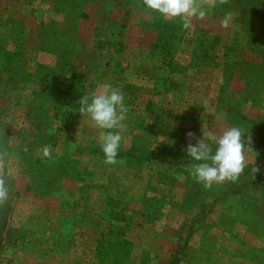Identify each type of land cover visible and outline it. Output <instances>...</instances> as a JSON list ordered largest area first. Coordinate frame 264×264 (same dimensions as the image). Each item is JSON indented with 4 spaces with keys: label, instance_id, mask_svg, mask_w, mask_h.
<instances>
[{
    "label": "rangeland",
    "instance_id": "rangeland-1",
    "mask_svg": "<svg viewBox=\"0 0 264 264\" xmlns=\"http://www.w3.org/2000/svg\"><path fill=\"white\" fill-rule=\"evenodd\" d=\"M26 2L30 43L17 22L14 45L0 37V179L9 193L0 203V264H107L109 249L97 253L96 242L117 225L128 227L130 264H264L263 233L242 223L224 230L220 217L235 213L232 199L218 203L177 253L206 189L190 174L186 147L221 127L215 104L228 103L241 128L259 134L256 142L261 136L264 0H196L206 15L187 29L143 0ZM221 66L242 96L227 90L219 102L210 98L216 77L208 70L206 83L205 70ZM106 85L127 107L115 164L105 162L102 130L79 112L83 95ZM243 101L252 120L234 112ZM253 145L263 161V145ZM46 181L52 187L42 193Z\"/></svg>",
    "mask_w": 264,
    "mask_h": 264
},
{
    "label": "clouds",
    "instance_id": "clouds-1",
    "mask_svg": "<svg viewBox=\"0 0 264 264\" xmlns=\"http://www.w3.org/2000/svg\"><path fill=\"white\" fill-rule=\"evenodd\" d=\"M143 6L163 17H171L183 21L185 29L190 27V19L206 13L196 3V0H143ZM106 91L83 95L79 102V112L87 115L94 125L102 130L99 140L107 164H115L122 140L118 129L127 116L124 95L111 85H106ZM238 126L223 129L219 134L203 133L202 138L186 147L187 157L195 163L191 168V176L211 188L214 183L225 181L236 182L245 167L246 142L250 137ZM193 137V133H188ZM43 155L48 156L47 147ZM8 189L0 179V202L7 200Z\"/></svg>",
    "mask_w": 264,
    "mask_h": 264
},
{
    "label": "trees",
    "instance_id": "trees-1",
    "mask_svg": "<svg viewBox=\"0 0 264 264\" xmlns=\"http://www.w3.org/2000/svg\"><path fill=\"white\" fill-rule=\"evenodd\" d=\"M260 135L264 133V125L260 124ZM123 154V153H122ZM154 157L159 155H154ZM151 155V156H152ZM128 156V153L124 152V158ZM259 157L254 163H250L245 165L243 173L239 176V179L236 182L225 181L222 184H213L211 188H206L205 196L203 199H200L198 204V211L191 216L185 230L183 236L181 237L179 243V252L180 256L187 247L189 240L197 233L202 232L204 227L206 226L207 219L211 214H213L214 209L218 203L229 201L228 199H232L235 202V213L227 214L222 212L220 221L223 226H227L228 229H225V232L230 231L232 229V225L237 223H242L244 226L255 233H263L264 234V208L261 207L264 203V187H263V177L260 176L259 167H258ZM171 169L177 171L179 169L180 164L176 163V161L172 162ZM184 164H192L185 163ZM44 174V173H43ZM67 174V173H66ZM68 176H72L67 174ZM162 175V174H160ZM38 176V173H37ZM58 173L55 172L54 176H51L50 181L57 182ZM55 182V183H56ZM167 183V181H165ZM49 181H46L43 185L45 186V190H42V193H45ZM52 187V186H51ZM50 187V188H51ZM263 193V197H260V194ZM148 200H151L148 198ZM154 200V199H153ZM156 201V200H155ZM147 209V207H146ZM147 211V210H146ZM147 213H150L147 211ZM99 214V213H98ZM97 217L100 220H107L108 217L104 214H101ZM96 225L99 224L96 220H90ZM126 223V220H124ZM230 222V224L227 223ZM127 225L122 226H111L107 232H103L102 237H100L96 242V250L97 253L106 249H109L108 253L111 254L108 256L109 263L107 264H130L133 254L132 253V242L128 240L127 237ZM252 251V250H251ZM146 259L142 260V263L145 264ZM136 264V263H135ZM170 264H176L175 261Z\"/></svg>",
    "mask_w": 264,
    "mask_h": 264
},
{
    "label": "crops",
    "instance_id": "crops-1",
    "mask_svg": "<svg viewBox=\"0 0 264 264\" xmlns=\"http://www.w3.org/2000/svg\"><path fill=\"white\" fill-rule=\"evenodd\" d=\"M26 3H27L26 0H0V37L4 40H7L9 45H14V43H16V40H15L16 37L14 36L13 29H12L14 23H16V22L18 23L19 27L24 28V32H25L26 37H27L26 41L28 43H30V38L27 36V34H30V29H28L27 27H24L30 23V20L25 21L24 18L25 19H31L32 16H30L29 12H26V11H28L27 10L28 7H27ZM30 45L32 47H34V45H32V44H30ZM197 69H199V68H197ZM211 69L213 70V74L216 77L215 79L212 80V81H214V88L212 87V90L209 91V96L211 99H214V100L219 102L221 99V95L223 94L224 91H227V90L229 92H231V94L233 93V95H236V96L237 95L242 96L244 94V92L241 89L237 92L234 88L231 87L230 82H228L227 79L225 78L226 71L222 68V66L220 67V69L213 67V68H207L205 70L206 71V80H207L206 83L208 81H210V78H208L210 71H208V70H211ZM237 75H238V73H237ZM194 80L196 81V79H194ZM233 80H234V78H233ZM244 102L245 101H243L240 104L235 105L236 111L234 110V112L237 113V118L239 116V120H241L240 114L243 116V117H241L242 119L247 118L249 120H252V118L250 116V113H252V110L249 111L247 108H244V106H242ZM253 102H251L252 104H254L252 109H256V107L259 105L257 103H253ZM220 104H221L220 106H219V103L215 104V110L217 113L221 112V115H220L221 127L219 126V128H216L218 125L217 124L215 127H212L211 132L216 134L217 132L222 131L223 129L233 127V126H238L241 128L239 121H237V119L234 120V118L228 114L227 110L229 108V104L222 102V101H220ZM238 105H239V107H238ZM246 133H247L246 135L248 137H250V141H251L250 143L246 142V147H248V149L245 150V165H248V164L256 161L257 156H258V155L256 156V154H255V146L253 145L254 141H255V143L259 144L260 146L263 145L260 148V151L264 153V133L262 134V136H260L258 142H256L257 141L256 139H258L259 134L255 135L254 132L251 133V132H247V131H246ZM256 149H257V146H256ZM260 151H258V154L260 153ZM259 161H260L259 162L260 170H264V160L262 161V159L260 158ZM119 201H121V200H119ZM5 202H7V201H5ZM121 202L126 203L125 206L129 205L132 208L138 207L136 204H134L135 202H133V201H132L133 203L132 202H125V201H121ZM147 225L149 227H155V223H153V224L149 223Z\"/></svg>",
    "mask_w": 264,
    "mask_h": 264
}]
</instances>
